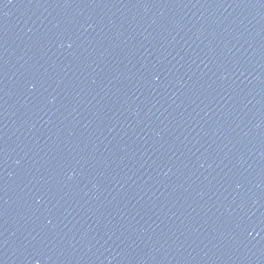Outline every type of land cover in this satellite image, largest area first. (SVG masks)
I'll use <instances>...</instances> for the list:
<instances>
[{
	"label": "water",
	"instance_id": "1",
	"mask_svg": "<svg viewBox=\"0 0 264 264\" xmlns=\"http://www.w3.org/2000/svg\"><path fill=\"white\" fill-rule=\"evenodd\" d=\"M0 264H264V0H0Z\"/></svg>",
	"mask_w": 264,
	"mask_h": 264
}]
</instances>
